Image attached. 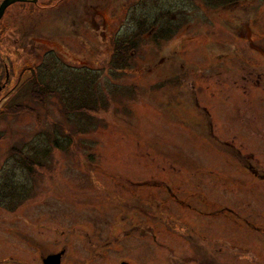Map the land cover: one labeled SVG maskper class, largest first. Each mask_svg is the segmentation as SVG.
Instances as JSON below:
<instances>
[{"label": "rangeland", "instance_id": "374dc122", "mask_svg": "<svg viewBox=\"0 0 264 264\" xmlns=\"http://www.w3.org/2000/svg\"><path fill=\"white\" fill-rule=\"evenodd\" d=\"M1 20L0 111L54 76L0 114V189L34 194L0 195V264H264V0H38ZM75 69L105 95L85 133L54 93ZM40 139L51 160L27 171Z\"/></svg>", "mask_w": 264, "mask_h": 264}, {"label": "trees", "instance_id": "16d2710c", "mask_svg": "<svg viewBox=\"0 0 264 264\" xmlns=\"http://www.w3.org/2000/svg\"><path fill=\"white\" fill-rule=\"evenodd\" d=\"M143 25L144 27H147L145 24ZM128 44L129 43L127 44L121 43L118 48L116 47L112 51V56H111L112 66L115 69H117V71L128 68L130 64L129 62L130 57L128 56V53L132 51L133 49H135V43L131 42L130 48L127 46L125 47V45H128ZM53 58H54V61L57 62V60L55 59L56 57L54 55L51 57V59ZM50 62L52 63L53 61H50ZM50 67L54 68L52 64H50ZM52 69L51 71L49 70V72L46 73L45 77L43 76L42 79H40V77H38L39 75H37L36 73L33 74V76H31L29 80H27L25 83L21 85L22 87L20 88V90L10 99V101L8 102V104H6L4 108L5 110H3L2 112L0 111V114H4V112L6 111L9 115L19 114L22 111L21 110L22 107L19 106L18 100L21 99L20 98L21 96L24 97L26 93L27 94L30 93L33 99L37 97L39 100L42 101L44 94H49L50 92H53V90L50 89V85H49V81H52V77L54 76V71H52ZM26 71H31V70L26 69ZM77 72L78 70L75 69L74 71L75 74L73 75L70 74L69 76H65L61 82H58L57 86L59 88L57 87L58 89L56 88L57 91H55L54 93L56 94V96H58L61 103L63 102V107H64L63 112L68 118L70 115H75L74 113H76L77 115L78 113V117H81L80 120L82 119V121L79 120V124L77 128L80 129V132L85 133L87 132L86 127L88 125H91L89 124V122L92 120V117L89 114V112L93 110L94 111L98 110L100 101L101 100L103 101V98H105V95L101 94L100 92L99 94L97 93L98 91V87H96L97 78H94L93 76L91 79H89V81L80 83V79L77 78L78 76ZM37 86H41L42 91H39ZM65 101L66 103L69 104V106H72L71 109L67 108L66 107L67 105L66 106L64 105ZM78 102H81V106H78L76 108L75 105ZM91 127H94V126H91ZM56 132L57 130L55 131V133ZM68 136L70 137V135ZM68 140L70 141V143H67V147L73 144V140H71V138H68ZM38 141H41L47 145L43 147L38 144L39 142L36 143L32 141L31 144H27L24 146L25 150L16 149V150H19V152L21 153L23 152V154H21L20 156L24 157V159H28V161H25L23 163L24 164L23 166H25L27 171L28 170L32 171L33 166L35 165L44 167L45 165L44 163L46 162V160H51V157H52L51 151L53 149L51 143L48 141H44L42 139ZM52 142H54L53 144L54 147H58L60 148V150H63V146L60 143L59 136L56 135L55 140H53ZM49 146L52 147L51 150ZM25 153H27L28 156H26ZM2 190H4V187L0 189V195H3L4 193ZM33 195L34 194L32 193V191H30V193L25 194L24 196L21 189H18V191L16 190V192H13L12 190V191H8L6 194L4 193L6 200L14 206V207L8 206V208L11 210L19 205H22L25 202V200H29L31 196ZM8 198L10 199V201L8 200Z\"/></svg>", "mask_w": 264, "mask_h": 264}, {"label": "water", "instance_id": "95a60500", "mask_svg": "<svg viewBox=\"0 0 264 264\" xmlns=\"http://www.w3.org/2000/svg\"><path fill=\"white\" fill-rule=\"evenodd\" d=\"M14 2H15V0H5V2L2 3V5H0V19L5 14L6 7H8L9 5H11ZM62 254H64V253L50 255L49 257H47L46 259L43 260V264H61Z\"/></svg>", "mask_w": 264, "mask_h": 264}, {"label": "flooded vegetation", "instance_id": "af4514ba", "mask_svg": "<svg viewBox=\"0 0 264 264\" xmlns=\"http://www.w3.org/2000/svg\"><path fill=\"white\" fill-rule=\"evenodd\" d=\"M5 2V0H1L0 1V5H2V3H4ZM37 2H38V0H15V2L14 3H12L11 5H9L8 7H6V11L8 10V8L9 7H11V6H13V5H16L17 3H22V4H37ZM5 14H6V12H5ZM5 14L2 16V18L1 19H3V17L5 16ZM0 19V23H1V20ZM1 41V40H0ZM1 45V44H0ZM6 49V48H5ZM8 65V64H7ZM7 65H6V67H7ZM7 81H9V77L7 78ZM6 81V82H7ZM9 83V82H8ZM7 85V83H4L2 86H0V91H2L4 88H5V86Z\"/></svg>", "mask_w": 264, "mask_h": 264}]
</instances>
